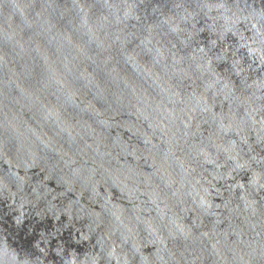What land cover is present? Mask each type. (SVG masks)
I'll list each match as a JSON object with an SVG mask.
<instances>
[{"label": "water", "instance_id": "1", "mask_svg": "<svg viewBox=\"0 0 264 264\" xmlns=\"http://www.w3.org/2000/svg\"><path fill=\"white\" fill-rule=\"evenodd\" d=\"M0 264H264V0H0Z\"/></svg>", "mask_w": 264, "mask_h": 264}]
</instances>
